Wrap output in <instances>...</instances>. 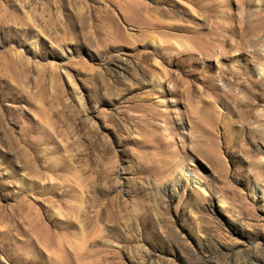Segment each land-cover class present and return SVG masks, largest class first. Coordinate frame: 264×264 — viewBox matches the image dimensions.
I'll list each match as a JSON object with an SVG mask.
<instances>
[{"label": "rangeland", "instance_id": "obj_1", "mask_svg": "<svg viewBox=\"0 0 264 264\" xmlns=\"http://www.w3.org/2000/svg\"><path fill=\"white\" fill-rule=\"evenodd\" d=\"M263 20L0 0V264H264Z\"/></svg>", "mask_w": 264, "mask_h": 264}, {"label": "bare ground", "instance_id": "obj_2", "mask_svg": "<svg viewBox=\"0 0 264 264\" xmlns=\"http://www.w3.org/2000/svg\"><path fill=\"white\" fill-rule=\"evenodd\" d=\"M261 16V15H260ZM256 20H258V19H256ZM264 21V20H263ZM263 25V27H264V22L262 23ZM213 28V27H212ZM257 28V27H256ZM255 28V26L254 27H252V31L254 30V29H256ZM212 31V33L213 34H215L216 32L214 31V30H211ZM251 31V32H252ZM213 34H212V36H208V39H206L205 40V42H207V46L209 47V48H214L215 47V42H216V40L214 39V36H213ZM245 37H246V35H245ZM198 40H199V37H198ZM215 40V41H214ZM248 43V42H247ZM197 45H198V52H199V54H202V51H204L203 49H205L204 48V43H201V41L200 42H198L197 43ZM206 45V44H205ZM208 50V49H207ZM238 50H240V46H238ZM197 51V50H196ZM231 51V47L229 48V49H227V50H225V52L226 53H229ZM233 71H235V70H233ZM220 72V71H219ZM228 74L229 73H234V72H232V70L231 69H228ZM236 72V71H235ZM242 73V72H241ZM245 73V72H244ZM222 74H225V73H222ZM235 74V73H234ZM234 74H232V75H234ZM238 74V73H237ZM226 75V74H225ZM224 75V76H225ZM227 76V75H226ZM238 76V75H237ZM241 76V75H240ZM222 77H223V75H222ZM228 78V77H227ZM234 79V78H233ZM226 80V79H225ZM229 80V79H228ZM231 80V79H230ZM186 176H188L187 174H186Z\"/></svg>", "mask_w": 264, "mask_h": 264}]
</instances>
